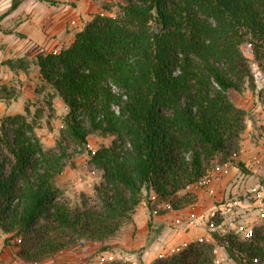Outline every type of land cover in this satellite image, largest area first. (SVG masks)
I'll return each instance as SVG.
<instances>
[{
  "label": "trees",
  "instance_id": "16d2710c",
  "mask_svg": "<svg viewBox=\"0 0 264 264\" xmlns=\"http://www.w3.org/2000/svg\"><path fill=\"white\" fill-rule=\"evenodd\" d=\"M22 2L13 0L9 12ZM244 45L264 71V0H125L117 14L95 15L68 48L38 55L41 79L69 113L59 152L44 149L25 115L1 126L0 232L20 241L22 261L42 264L65 250L107 242L133 223L144 200L154 207L151 193L172 210L192 205L188 187L216 160L235 162L240 148L247 113L229 94L257 89ZM4 64L13 71L30 66ZM91 134L115 139L93 151ZM69 141L102 174L100 207L72 208L60 199L56 178ZM211 220L223 223L219 215ZM211 237L153 264H219L218 248L234 264H264V225L247 239L221 230Z\"/></svg>",
  "mask_w": 264,
  "mask_h": 264
},
{
  "label": "crops",
  "instance_id": "0c3cea01",
  "mask_svg": "<svg viewBox=\"0 0 264 264\" xmlns=\"http://www.w3.org/2000/svg\"><path fill=\"white\" fill-rule=\"evenodd\" d=\"M111 1L114 0H23L16 10L0 12V78H3L2 82H13L16 77L24 82L26 77L23 73L31 68L34 73H38L39 80L43 82L39 68L34 65L36 57L68 48L75 41L76 35L95 15L111 13L103 7L106 2ZM119 1L121 5L125 3V0ZM7 60L30 61L31 65L29 64L27 70L13 71L4 64ZM260 74L263 76L264 83V73ZM256 85L255 91L259 92L258 95H255L254 91L248 95L249 88H245L241 93L235 92L238 95L237 100H233L232 94H229L236 106L247 113L246 128L229 175L212 186L213 193L208 189L194 191L195 202L179 210H162L160 215L154 216L150 212L147 201L144 200L134 215V221L130 225L131 230L122 231L120 234L121 237L127 236V238L125 242H120L116 246L118 256L131 255L133 258L137 256L135 252L141 250L142 264H153L157 258L172 255L191 242L212 240L210 219L215 213L214 210H219L221 215L225 213L227 204H221V202L229 195V192L236 193L241 188L244 177L253 176L261 183L264 182V99L262 98L264 84ZM52 90L51 102L54 114L67 115L69 108L55 89ZM244 95L247 97L244 98ZM36 96L37 93L29 87L27 92L17 96L11 103L0 102V115L22 114ZM114 139V137L104 138L110 145ZM88 140L90 148L94 151L98 150L95 149L96 142L92 143L90 137ZM223 162L225 161L216 160L209 171H213ZM238 163L244 166L245 171L237 166ZM72 164L71 167H65L62 175L57 178L56 185L58 187L62 185V189L67 190V193L71 191L94 193L96 186L102 181L101 172L90 164L86 154H77ZM86 166L93 168L97 173L88 172ZM153 196L154 194L151 193L149 198ZM230 204L242 205V202L235 200ZM218 230L225 231L222 226L218 227ZM219 250L224 249L219 248ZM132 264L137 263L132 260Z\"/></svg>",
  "mask_w": 264,
  "mask_h": 264
},
{
  "label": "rangeland",
  "instance_id": "374dc122",
  "mask_svg": "<svg viewBox=\"0 0 264 264\" xmlns=\"http://www.w3.org/2000/svg\"><path fill=\"white\" fill-rule=\"evenodd\" d=\"M120 5L121 4L119 0H114L111 2H106L103 7L111 12L109 15H113L118 13ZM4 12L6 11L1 13ZM243 52L250 59V61H252V67L254 73L256 74L255 79L257 84H264L262 74H258L264 73V71H261L254 64L252 48L249 45H244ZM26 63L31 65L30 61L24 62V64ZM23 76L26 77V81L24 82L16 77L13 82L9 81L7 83H3V78H0V102L11 103L12 100L16 99L20 94L27 92L28 88L31 87V90H34V92L37 93V96L33 101H30L25 111L21 115H25L29 122H33L35 124L36 133L39 136L45 150H55L59 152V143L65 130V117L67 115L62 114L58 116L54 114V108H52L51 102V93L53 88H51V86L45 82L43 83L41 80H39L38 73H34L31 68L28 72L23 73ZM249 90L250 93L248 95H250L252 91L250 88ZM230 93L232 94L233 100H237L238 95L235 94L234 91H231ZM254 94L258 95L259 92L254 91ZM243 97L245 98L247 96L244 95ZM262 98L264 99L263 96ZM15 115H0V134H2L1 126L4 123L5 118ZM9 137H11L10 133ZM89 137L92 143L96 142L97 146L95 149H99L102 146H106L107 144L110 145L108 141L104 140L105 136L100 134H91ZM63 145H65L68 150V155L65 159V165L67 167H71L73 166L72 162L74 158L78 154L76 150H80V148L70 141ZM230 163L232 164V162ZM87 171L91 172L92 174L97 173L91 167H87ZM240 187L241 188L237 190L236 193H233L232 191L229 192V195L222 200L221 204H228L234 202L235 200H239L242 202V205H233L231 211H225L223 215H221L219 210H214V212L223 218L222 228H224L226 232H235L241 237L246 238L255 227L264 225V219L258 211L259 203L264 202V182L261 183L258 178L256 179V177L253 176H249L247 178L244 177V182L241 183ZM58 188L61 195L60 199L65 200L72 208L79 207L83 203H88L89 205L96 207L101 206V199L96 192V188L95 192L90 194L83 192L78 193L77 191H71L70 193H67V190L62 189V185H60ZM185 193L186 191L183 192L182 195ZM212 218L213 217H211V219ZM211 219L210 222L212 221ZM131 224L132 223L126 224L115 237L105 243H87L84 248L76 247L65 250L57 254L54 258L44 261L42 264H132V260H134L137 264H142L141 250L136 251L135 253L137 256L133 258L131 255L118 256L116 254V246L120 242H125L127 238V236L121 237L120 234H122V231L126 232L129 229L131 230ZM105 245L110 246L111 249L108 251H103L102 249ZM215 255L219 264H231V261L228 259V256L224 250H219V253ZM0 264H27L21 259L20 241L2 232H0Z\"/></svg>",
  "mask_w": 264,
  "mask_h": 264
},
{
  "label": "built area",
  "instance_id": "2783aa9c",
  "mask_svg": "<svg viewBox=\"0 0 264 264\" xmlns=\"http://www.w3.org/2000/svg\"><path fill=\"white\" fill-rule=\"evenodd\" d=\"M12 2H13V0H0V12L9 10L12 6ZM258 74H260V73H258ZM255 78H256V74H255ZM256 84H257V81H256ZM88 148L90 150H92L90 148V146H88ZM236 157H237V154H234V158H236ZM230 162L231 161H225L221 164H218L214 168L213 171H208L203 179H201L200 181H198L194 185L188 187V190L192 191L194 193V191H197L200 189H208V190H210L211 193H213L212 186L215 183H220L225 176L229 175L230 170H231V163ZM149 200L154 204V207L152 209H150L151 214L154 216L160 215V212L162 210H165V211L172 210V206L168 202L157 203L155 195L153 197H151V199L149 198ZM226 207H227L226 211H231V208L233 207V205L229 203V204H227ZM258 211H259L260 215L262 216V218L264 219V202L259 203ZM216 216H217L216 213H214L212 215V217H216ZM221 226H222V224H221ZM209 227H210L211 231L218 230V227L214 226L213 221L210 222ZM223 232H226V231H223ZM250 235H251V233L249 235H247L246 238L245 237H242V238L247 239L250 237ZM181 249L182 248L178 249V251H176V253L179 252ZM218 253H219V248L215 250V254H218ZM231 264H234V263L231 262Z\"/></svg>",
  "mask_w": 264,
  "mask_h": 264
}]
</instances>
